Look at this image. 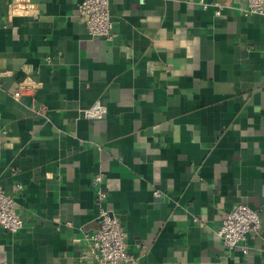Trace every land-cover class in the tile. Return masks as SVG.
Returning a JSON list of instances; mask_svg holds the SVG:
<instances>
[{
	"label": "crops",
	"instance_id": "1",
	"mask_svg": "<svg viewBox=\"0 0 264 264\" xmlns=\"http://www.w3.org/2000/svg\"><path fill=\"white\" fill-rule=\"evenodd\" d=\"M204 2L109 0L108 40L79 0H0V185L23 221L0 264H96L95 174L138 264H264V16ZM243 204L260 231L227 250Z\"/></svg>",
	"mask_w": 264,
	"mask_h": 264
},
{
	"label": "built area",
	"instance_id": "2",
	"mask_svg": "<svg viewBox=\"0 0 264 264\" xmlns=\"http://www.w3.org/2000/svg\"><path fill=\"white\" fill-rule=\"evenodd\" d=\"M199 4L205 9L209 4L199 0ZM215 14L219 15V5ZM77 11L85 18V26L89 35L112 39L115 34L113 23L109 12V0H79ZM244 17L263 15L264 0H245V7L242 9ZM46 63H51V58H45ZM32 85L20 83L13 93L14 99H20ZM104 109L96 104L92 109L84 112L87 117H100ZM103 175L95 174L91 180L94 190L95 204L98 207L97 223L98 228L91 235L87 236V247L79 256L80 261L93 260L96 264H138L137 260L128 252L126 234L121 224L108 209L104 207L107 195L103 189ZM21 188L20 185L17 187ZM154 196H159L157 191ZM0 228L10 233H16L23 228V221L16 213V205L13 197L7 195L0 185ZM260 231V219L257 210L247 205H237L226 214L218 231L222 246L232 250L244 243L247 237H254ZM246 252V247L241 246Z\"/></svg>",
	"mask_w": 264,
	"mask_h": 264
}]
</instances>
